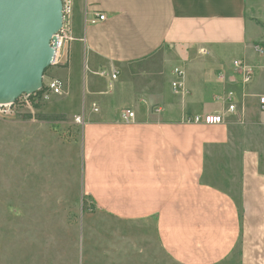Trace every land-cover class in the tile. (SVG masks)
<instances>
[{"label": "crops", "instance_id": "obj_1", "mask_svg": "<svg viewBox=\"0 0 264 264\" xmlns=\"http://www.w3.org/2000/svg\"><path fill=\"white\" fill-rule=\"evenodd\" d=\"M252 1L69 0L74 39L60 79L69 84L80 56L93 74L118 70L114 90L83 75L86 192L116 217L153 219L161 247L180 264H218L236 251L244 264H264V62L251 57ZM236 58L254 70L244 104L223 109L220 124L185 122L219 110V93L240 95L217 77ZM165 65L185 74L173 96L158 86ZM87 86L97 116L85 114ZM124 108L134 121L121 122Z\"/></svg>", "mask_w": 264, "mask_h": 264}, {"label": "rangeland", "instance_id": "obj_2", "mask_svg": "<svg viewBox=\"0 0 264 264\" xmlns=\"http://www.w3.org/2000/svg\"><path fill=\"white\" fill-rule=\"evenodd\" d=\"M252 4L253 43L263 49L251 57L264 62V0ZM83 65L82 56L77 57L67 95L51 94L0 120V264H180L164 252L153 219L116 217L98 208L86 192L85 128L76 122L83 75L94 77L100 90L107 83ZM171 68L161 66L156 77L166 96H173ZM44 75L65 78V66L52 65ZM126 87L130 92L132 84ZM90 89L85 114L97 116L90 110L95 98ZM51 114L64 117L40 118ZM218 264L244 263L236 251Z\"/></svg>", "mask_w": 264, "mask_h": 264}, {"label": "water", "instance_id": "obj_3", "mask_svg": "<svg viewBox=\"0 0 264 264\" xmlns=\"http://www.w3.org/2000/svg\"><path fill=\"white\" fill-rule=\"evenodd\" d=\"M62 25V0H0V103L42 87Z\"/></svg>", "mask_w": 264, "mask_h": 264}, {"label": "built area", "instance_id": "obj_4", "mask_svg": "<svg viewBox=\"0 0 264 264\" xmlns=\"http://www.w3.org/2000/svg\"><path fill=\"white\" fill-rule=\"evenodd\" d=\"M69 0H62L63 4V25L60 31L56 34L57 46L55 47V56L53 60V66H63L69 60V45L74 39L71 34L69 23L67 21L68 11L70 9ZM95 19L104 20L106 18L104 13H95ZM262 47L255 46V51L261 53ZM95 74L103 77L107 83V89L111 90L114 87V83L118 76V70L114 67L101 68L96 71ZM174 78L171 82V87L174 92H178L184 88V72L180 68H174ZM254 76V70L244 58H236L231 61L230 72L218 71L217 77L220 81L225 82L230 86H240L242 92L238 94L234 90H228L223 93H219L215 96L216 102L221 105V108L215 112L207 113L204 116L199 115H184L183 120L188 123L203 122L206 124H220L224 121V115L222 110L232 113L238 109V105L244 104L246 97L245 87L251 83ZM67 83L54 76L43 75L42 87L33 93H22L12 102L0 103V120L9 119L14 117L22 111H27L28 108H33V101H39L46 99L49 95L57 94L63 95L67 91ZM107 92V91H106ZM259 103L264 108V96H259ZM91 108L94 112L98 111V105L96 103L91 104ZM32 110V109H31ZM155 111H160L159 108H155ZM120 120L123 123H130L135 120V112L131 108H124L120 112ZM77 123H84L83 117L78 115L76 117Z\"/></svg>", "mask_w": 264, "mask_h": 264}, {"label": "trees", "instance_id": "obj_5", "mask_svg": "<svg viewBox=\"0 0 264 264\" xmlns=\"http://www.w3.org/2000/svg\"><path fill=\"white\" fill-rule=\"evenodd\" d=\"M47 70V69H46ZM45 70V72H46ZM44 72V74H45ZM64 115L63 114H51V115H41L40 118L44 120H59L63 119Z\"/></svg>", "mask_w": 264, "mask_h": 264}]
</instances>
